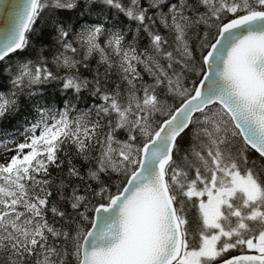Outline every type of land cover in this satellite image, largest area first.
<instances>
[{
    "label": "trees",
    "instance_id": "obj_1",
    "mask_svg": "<svg viewBox=\"0 0 264 264\" xmlns=\"http://www.w3.org/2000/svg\"><path fill=\"white\" fill-rule=\"evenodd\" d=\"M132 2L38 0L23 47L0 63V145L62 119L42 155L28 160L30 166L23 165L0 189V264L79 263L80 242L94 210L120 193L132 172L103 166L108 140L145 143L136 127L118 128L111 102L140 114L138 108L148 100L144 116L155 132L193 93L220 27L242 16L204 0ZM205 111L178 138L166 169L188 248L202 225L191 201L175 190L173 174L181 181L205 178L213 172L216 151L223 167L255 178L262 193L257 208L264 215V160L237 132L216 141L207 137L209 126L198 123ZM250 230L258 233L264 223ZM240 254L257 253L231 251L222 260Z\"/></svg>",
    "mask_w": 264,
    "mask_h": 264
},
{
    "label": "water",
    "instance_id": "obj_2",
    "mask_svg": "<svg viewBox=\"0 0 264 264\" xmlns=\"http://www.w3.org/2000/svg\"><path fill=\"white\" fill-rule=\"evenodd\" d=\"M36 4L0 0V63L23 47ZM203 66L193 93L142 147L138 167L120 193L94 210L78 264L177 263L184 239L166 169L195 115L219 106L243 143L264 160V12L223 24ZM215 264H264V255L240 254Z\"/></svg>",
    "mask_w": 264,
    "mask_h": 264
},
{
    "label": "rangeland",
    "instance_id": "obj_3",
    "mask_svg": "<svg viewBox=\"0 0 264 264\" xmlns=\"http://www.w3.org/2000/svg\"><path fill=\"white\" fill-rule=\"evenodd\" d=\"M133 1V5L138 2V0ZM146 1L151 4H160L165 0ZM204 1L211 5L221 4L233 17L264 8V0ZM170 20L174 21L173 16H170ZM175 27L180 28V25L176 24ZM182 47L186 48L184 45ZM23 70L25 74H28L27 70ZM64 83L66 86L70 85V81ZM177 94L182 97L180 92ZM111 106V109L116 107L118 128L126 132L130 127H136L140 138L145 140L144 145L159 129L153 132L154 127L144 116L149 108L148 100L138 108L143 114L136 113L129 107L121 108L112 102ZM133 116L136 117L133 118ZM61 120L51 119L46 125L29 128L0 145V189L3 188L4 183L12 180L17 171L24 170L23 165H26L28 160L33 163L39 154L42 155V148L52 143L49 140L52 138L54 128ZM198 123L203 129L209 126L206 135L214 141L218 139V136L222 139L226 135L233 136L237 132L228 115L219 106L206 110L199 117ZM144 145L139 146L134 139L123 141L113 137L108 140L104 148L102 164L112 171L129 169L133 173L136 170L133 168L138 167L141 149ZM217 154L216 151L213 172L210 175H204L205 178L198 177L199 180L189 182L184 177L181 181L175 173L173 174L175 190H179L184 198L191 201L190 203L199 214L202 225V232L192 244L194 246L188 248L185 244L177 264H213L222 260L231 251L264 254V230L258 233L250 230L252 224L262 225L264 223V215L257 208L262 198L260 187L251 174H243L231 166L223 167L216 159ZM182 185L186 187L185 190L180 189ZM14 221L15 219H12L7 222L14 223ZM12 227L15 229L17 225L14 224ZM182 232L184 235L183 228Z\"/></svg>",
    "mask_w": 264,
    "mask_h": 264
},
{
    "label": "bare ground",
    "instance_id": "obj_4",
    "mask_svg": "<svg viewBox=\"0 0 264 264\" xmlns=\"http://www.w3.org/2000/svg\"><path fill=\"white\" fill-rule=\"evenodd\" d=\"M104 166V165H103ZM105 167V166H104Z\"/></svg>",
    "mask_w": 264,
    "mask_h": 264
}]
</instances>
